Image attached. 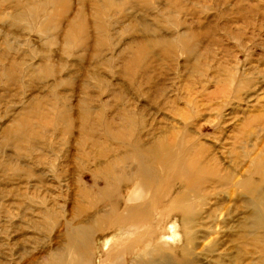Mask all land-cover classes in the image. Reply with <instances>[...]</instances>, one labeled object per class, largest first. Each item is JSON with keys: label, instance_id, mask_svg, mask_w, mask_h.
Returning <instances> with one entry per match:
<instances>
[{"label": "bare ground", "instance_id": "obj_1", "mask_svg": "<svg viewBox=\"0 0 264 264\" xmlns=\"http://www.w3.org/2000/svg\"><path fill=\"white\" fill-rule=\"evenodd\" d=\"M74 1L15 0L11 4V0H0V33H3L0 62L6 55L4 52L10 50L8 37L15 41L24 37L19 32L22 26L31 24L34 30L38 25L35 31L40 36L36 42L27 36L22 39L30 48L29 55L15 57L7 65L1 64L0 83L15 85L25 69L24 79L50 78L54 81L53 87L69 84L77 73L63 75L72 67L62 60L63 47L74 46L78 50L75 59L80 61L82 52L85 51L87 56L91 47L86 5L93 18L95 50L105 47L108 40L102 21L106 16L134 6L144 13L145 17L135 21L138 38L127 42L122 51L134 52L124 59L122 78L135 79L140 84L135 89L137 95L153 100V106L157 105L155 98L165 95L158 88L157 68L161 62L168 61L172 55L175 58L181 52L188 59L185 68L193 59L201 63V38L194 27L191 31L172 35L160 33L161 26L169 29L172 24L176 29L180 25L173 13L179 6L177 0H166L167 4L159 9L160 18L152 15L157 9L155 3L160 0H78V9L73 6ZM231 1L232 4L221 12L226 28L229 22L225 17L239 14L242 7L247 14H264V9L250 0L248 3L246 0H225V3ZM3 3L7 4L9 11L3 8ZM247 22H250L249 18ZM13 27L19 31H12ZM32 29L30 32H34ZM51 46H56L53 52L49 50ZM66 53L71 56V51ZM30 57L38 58L37 66L29 64ZM111 57H114L113 51L107 59ZM195 64H191L192 72ZM201 71L196 81L189 82L190 87L185 86L183 93H178L184 97L176 95L164 102L163 106L174 112L180 126L171 123L165 127L152 126L158 121L154 117L152 123H147L143 115L148 111L143 106L136 107L143 111L130 110L138 117L128 112L118 123L113 116L100 112L103 122L98 120L91 128L89 125L93 123L95 110L81 108L77 112L74 106L66 104L64 93L57 91L40 96L35 94L24 105L23 115L14 118L12 126L5 130L3 146L11 143L12 148L27 156L29 152L33 154L41 142L50 140L54 130L55 139L58 137L64 143L62 135L69 130L70 136L76 133L72 139L75 152L61 156L63 162L53 176L55 182L45 180L43 172L37 173L15 160L0 161V168L4 171H13L16 176L26 177L27 181L37 179L31 190L28 189L31 199H37L40 206L34 213L42 217L31 219L30 228L37 230L41 227L44 233H53L52 242H55L58 226L65 230L60 243L52 246L49 242L43 248L46 262L41 263L39 253L33 251L28 264H91V258L98 254V239L101 237L105 241L100 245L103 253L99 264H264V99L258 98V92L263 91L264 86L247 95L245 104L254 110L247 114L242 111L244 115L240 119L239 111L235 112L233 102L227 99H233V93L234 98L239 99L238 94L249 89L252 83L246 81L245 74L235 84L233 71L226 65L222 68V81L215 80L221 93H214L207 92L202 80L197 82L202 77L210 83L208 74H205L208 69ZM95 76L93 80L96 82H108L98 73ZM58 77L61 78L58 80ZM225 86H228L227 92ZM122 88L132 92L129 84ZM195 96L201 97L202 102L223 99V104L217 105L218 102L211 109L220 113L214 124V142H205L207 137L202 133L200 122L207 119L198 114L199 108L205 105L198 104L200 100H195ZM179 104H183L181 108ZM162 109L164 107L158 112ZM130 116L135 118L134 124ZM236 119H240L238 123ZM93 128L96 136L89 131ZM233 141L248 144L243 154L238 155L248 158L244 168L233 170V153L236 154ZM72 160L94 178L91 186L74 168H68L66 161L71 163ZM91 163L93 165L89 167ZM240 172L241 177L235 182L239 190L237 200L248 213L236 222L233 232V182ZM97 180L103 183L102 188ZM122 183L123 186L126 184L124 195L118 194V185ZM51 187L62 191L58 195L60 201L58 196L51 197L54 192ZM65 187L72 190L71 196L70 192L68 194L70 202L65 201ZM92 187L97 188L95 196L91 195ZM96 198L110 201V204L101 206L95 203ZM94 240L96 251L93 253Z\"/></svg>", "mask_w": 264, "mask_h": 264}, {"label": "rangeland", "instance_id": "obj_2", "mask_svg": "<svg viewBox=\"0 0 264 264\" xmlns=\"http://www.w3.org/2000/svg\"><path fill=\"white\" fill-rule=\"evenodd\" d=\"M11 1H13L11 4L15 2V0ZM177 1L179 6L177 9H174L173 13L177 17V23H180V25H177L176 29L172 27V24L169 25V29H165L161 26L160 33L163 35H172L181 31H191V29L194 27L195 30L200 33V49L202 50V60L200 59L201 63L196 62L194 59L191 61V64L196 63V68L193 72L191 70V64L188 68L184 67L186 64H188V59L185 58V55L181 54V52L177 53L175 58L172 55L168 61H163L159 64V68H157L159 72V75H157L158 88L160 91L165 92V95L155 98V102L157 103L156 106L158 107L153 106V100L142 98L140 95H137L135 89H138L140 84H137L138 82L135 79L128 81L122 78V69L125 62L124 59L127 56L134 54V52L129 53L128 51H125L123 53L122 51L127 42H129L132 38H138V28L135 25V21L139 20L141 17H145L144 13L140 11L141 9H136L134 6L133 9L127 8L121 12H118V14H116V12L106 16L102 21L106 30L105 35L108 40L106 41L105 47L95 50L93 42V36L95 33L92 23L93 18L90 17L91 10L86 5V11L88 12L86 13L88 14L87 18L90 23L92 38L91 47L87 53V56L85 51L82 52L83 58L81 61L79 59H75V54L78 53V50L75 49L74 46L71 45V47H63L65 53L62 56V60L68 62L69 65L72 64V67L66 69L63 75L77 73L74 74L73 78L70 79L69 84H64L65 86L53 87L54 81L50 78L47 80L41 78L40 80L36 81L24 79L26 75L25 69L23 77L21 76L15 85L12 83H0V161H8L9 159L15 160L16 163H19L24 167L29 166L31 169H35L34 171H37V173L43 172L45 175V180L55 182V179L53 181V176L56 175L60 170L59 168L63 162L62 159L60 161L61 156L66 155L67 153L75 152V146L72 145V139H74L76 133L70 136L69 134L71 131L69 130L66 135H62L63 138H65L64 143L58 137L55 139L56 131L54 130L52 133L53 137L50 140L41 142L38 145L37 150L33 154L29 152V155L27 156L12 148L11 143H9L7 146H3L4 140L2 139L5 130L12 126V120L18 115H23L24 111L22 110L24 105L26 103L28 104L29 100L35 94L40 96L42 94L50 93V91H57L60 94L64 93L63 95L67 99L66 104L74 106V108L77 109V112H79L81 108L95 110V113L92 114L93 123L89 125L91 128L98 120H100L99 123L103 122V117L100 116V112L103 113V115L106 114L113 116V118H115L114 121H117L118 123L120 122V118H123L125 114H129L128 112L134 114L135 117H138L135 111L130 110L138 109L143 111L141 108H136L143 106L148 111V114L143 115V117L145 116V121L150 124L152 123L151 119L154 117L155 120L158 121L156 123L153 122L152 126L165 127L170 123L180 126L179 121L175 120L176 115L174 112H171L170 109L167 108L168 106H163L164 102H166L167 99H173L176 97V95H178L179 92L183 93L185 86L190 87L189 82L196 81L198 74L202 72L201 70L203 68L208 69L205 74H208L210 83L205 82L204 78L202 77H200L197 82H201L200 80H202V83L205 84V89L207 92L221 93L218 92V90H221V88L220 86L215 85V80L218 79L222 81L224 77L222 68L227 65L228 68L233 71V79L235 84L239 82L240 76L242 74H245L246 81H250L252 83L249 86V89H245L243 92L239 93L241 95L238 94L239 99L234 98L233 93V99L230 97L227 100H229V102H233V110H236L235 112L239 111L238 114L240 115V119H242L244 112L248 113L253 111L254 109L247 107L245 102L247 95L251 94V92L253 93L257 91L259 87L264 86V14H247L245 10L242 9V7L239 14H233L225 17L229 22V27L226 28L223 26L224 18L222 17L221 12L223 8L231 5L232 1L227 3H225V0ZM248 1L249 0H246L245 2L248 3ZM250 2L252 4H258L264 9V0H250ZM166 4V0H160L155 3L154 7L157 9L152 11V15H157V18H160L161 15H159V9L161 10ZM2 6L5 10H7L6 3H3ZM73 6L75 9H78V0L74 1ZM248 18L250 21L249 23L247 22ZM147 20H150V18ZM37 26L38 25L34 27V30L32 29L31 24L28 26H22V29L19 28L20 31L15 27L11 28L12 31L15 30L21 32L24 37L17 41L11 37H8L7 41L10 42L11 45L10 50L6 51V53L4 52L3 55H6L3 61L0 62V66L1 64L7 65V63H9L11 59L15 57L20 58L21 56L23 57L25 55H29L30 48L23 40H25L26 36L34 42L39 40L40 36L38 37L35 31ZM31 29L34 32H30ZM2 36L3 33H0V42L2 41ZM41 41H43V39ZM55 49L56 46H51L49 50L53 52ZM69 51H71L70 57L66 56V52ZM111 51H113L114 57L107 59ZM0 53H3V47H1V44ZM31 59L32 58L30 57L29 64L37 66L39 62L38 58ZM95 73L100 74L101 77L105 78L108 82H96L93 80L96 77ZM60 78L61 77H58V80ZM128 84L132 87V92L122 88V86H126ZM197 87L198 89H201L199 85H197ZM227 89L228 86H225L224 90L226 92ZM178 96L184 97L185 95L182 94ZM197 97L198 96H195L194 98L197 101L200 100L198 104L205 105L204 107L201 106L199 108L200 111L198 112V114H200L202 117L205 116L207 119V121L200 122L201 129H203L202 133L206 134L207 137L205 142H214L215 139H213V136L216 133L214 124L217 123L220 113L211 109L214 108L218 102L219 104L217 105L223 104V99L215 98V100L213 99L210 102H202V98ZM258 98L261 100L264 99V90L258 92ZM181 105L183 104H179L180 108L182 107ZM161 107H164V109L161 111L159 110L158 112V109H161ZM131 118L134 124L136 120L134 117ZM240 119H236V122ZM227 128L229 129L230 126ZM152 129L153 128L151 127V132ZM89 131L92 135L96 136L94 128L93 130L90 129ZM216 135L218 136V134ZM247 146L248 144L245 141H238L237 143L233 141V151H236V154L233 153V170L238 167L244 168L245 165L248 164V158L238 156L243 154ZM58 157L59 160H57ZM66 165L68 168H74L79 174V177H81L82 180L88 184V186H91L94 183V178L91 177L88 172L86 173L82 167H77V164H75L73 160L71 163L66 161ZM92 165V163L89 164V167ZM241 173L242 172L236 176L233 182V232L236 229L235 226L238 224L236 222L241 221L243 216L247 215L248 213L247 210L242 207V204L237 200L239 190H237L238 188L235 187V182L239 180ZM26 179L27 178L24 176H16L13 171H4L2 168H0V264H28L30 252L33 251H35L36 254L39 253V261L41 263L47 261V257L43 253V248L46 246V244L52 242L50 241V238L54 234L44 233L41 227L37 230L30 228L32 222L31 219L39 220L42 215L38 216L35 214L36 209H38L40 206L37 199L32 200L29 196L31 187L34 185L37 179L31 178L28 179V181ZM97 181L98 186L102 188L104 186L103 183H101L100 180ZM118 186V194L124 195L123 193L126 191L124 187H126V184L123 186L122 183ZM51 189L54 191L51 197L56 198L58 195H60V193H62L61 190H58L54 187H51ZM91 189V195L95 196L97 193V188L92 187ZM38 190H40V188ZM63 190H66V192H64V197L66 198L65 201L70 202L68 194L70 192L71 196L72 190H68L66 187ZM118 194L116 193V196H118ZM58 199L60 201L61 198L58 196ZM98 199L99 198L95 199V203L97 202L101 204V206H107L110 204V201L104 202V200L102 201ZM117 201L118 200L115 197L114 202L116 203ZM210 204H213V202H210ZM220 217L222 218V216ZM64 232L65 230L62 229L61 226H58L55 229V242L53 241L50 244H53L52 246H54L55 244L60 243L62 241ZM57 236L59 237L57 238ZM41 240L44 241V244ZM95 241L96 240L92 242L93 253L96 251L94 248ZM103 241H105L103 237H101L100 240L98 239L99 243L97 248L99 251L96 257L91 258V264H99L100 256L103 253L100 252V245ZM239 243H241V241H239ZM234 245L233 252L235 251Z\"/></svg>", "mask_w": 264, "mask_h": 264}]
</instances>
